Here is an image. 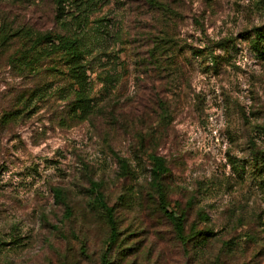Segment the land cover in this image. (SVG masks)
<instances>
[{
    "label": "rangeland",
    "instance_id": "1",
    "mask_svg": "<svg viewBox=\"0 0 264 264\" xmlns=\"http://www.w3.org/2000/svg\"><path fill=\"white\" fill-rule=\"evenodd\" d=\"M98 1L82 96L0 50V264H264V0ZM78 4L0 0V31L75 30Z\"/></svg>",
    "mask_w": 264,
    "mask_h": 264
},
{
    "label": "trees",
    "instance_id": "2",
    "mask_svg": "<svg viewBox=\"0 0 264 264\" xmlns=\"http://www.w3.org/2000/svg\"><path fill=\"white\" fill-rule=\"evenodd\" d=\"M66 1V0H63ZM100 5L98 0H79L78 13H73L71 16L72 22H68L67 19H62V24L76 25L75 30H67L66 33L53 30L34 31L30 28H19L14 32L0 31V50L4 48L9 42L10 37L19 36L24 38L25 42L22 48L16 50L12 62L19 67L30 65L35 66V63L43 62L45 59L54 60L53 57L58 56V59L67 67L66 74L70 76L73 83L77 87V94L82 96L85 93L87 84V68L88 64L86 56L89 51L86 50L89 11L92 12ZM61 12L64 13L65 7L59 6ZM87 39V40H86ZM53 63V69H57V66ZM63 72V71H62ZM81 93V94H80ZM16 116L9 114L8 120L10 121ZM148 158L151 160L152 167L151 173L154 177V185L159 194L160 208L166 213L168 219L175 227L177 235L187 241L188 238L183 232L185 231V219L184 215L177 216L173 211L167 209L168 201L165 186L163 183V176L167 174L170 169L167 165L165 157L156 153H149ZM117 159L121 168H127V159L117 154ZM61 190L56 189V193L60 194ZM108 211H111L109 207L104 205ZM109 222L112 227L111 242L115 240L116 236V222L112 215L109 216ZM194 227H192L193 229ZM199 235V234H197ZM203 241V240H201ZM103 264H108L107 259L103 260Z\"/></svg>",
    "mask_w": 264,
    "mask_h": 264
}]
</instances>
